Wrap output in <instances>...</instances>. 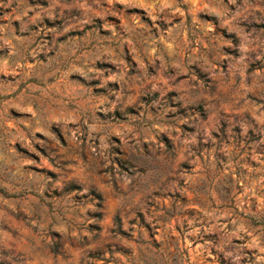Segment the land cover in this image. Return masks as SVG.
Instances as JSON below:
<instances>
[{
  "label": "rangeland",
  "instance_id": "rangeland-1",
  "mask_svg": "<svg viewBox=\"0 0 264 264\" xmlns=\"http://www.w3.org/2000/svg\"><path fill=\"white\" fill-rule=\"evenodd\" d=\"M0 264H264V0H0Z\"/></svg>",
  "mask_w": 264,
  "mask_h": 264
}]
</instances>
